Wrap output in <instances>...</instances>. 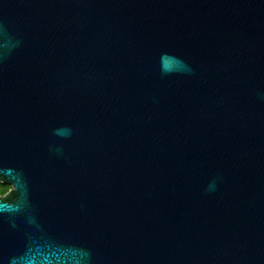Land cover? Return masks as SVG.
<instances>
[{
  "label": "water",
  "instance_id": "water-1",
  "mask_svg": "<svg viewBox=\"0 0 264 264\" xmlns=\"http://www.w3.org/2000/svg\"><path fill=\"white\" fill-rule=\"evenodd\" d=\"M0 264H264V0H0Z\"/></svg>",
  "mask_w": 264,
  "mask_h": 264
},
{
  "label": "flooded vegetation",
  "instance_id": "flooded-vegetation-1",
  "mask_svg": "<svg viewBox=\"0 0 264 264\" xmlns=\"http://www.w3.org/2000/svg\"><path fill=\"white\" fill-rule=\"evenodd\" d=\"M11 186L9 184L3 183L0 181V195H4L10 190Z\"/></svg>",
  "mask_w": 264,
  "mask_h": 264
}]
</instances>
